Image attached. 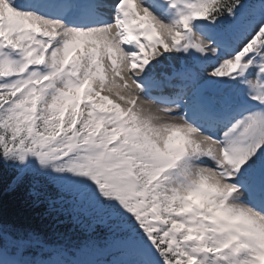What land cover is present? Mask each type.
<instances>
[{"label":"snow or ice","instance_id":"obj_1","mask_svg":"<svg viewBox=\"0 0 264 264\" xmlns=\"http://www.w3.org/2000/svg\"><path fill=\"white\" fill-rule=\"evenodd\" d=\"M0 264H264V0H0Z\"/></svg>","mask_w":264,"mask_h":264},{"label":"trees","instance_id":"obj_2","mask_svg":"<svg viewBox=\"0 0 264 264\" xmlns=\"http://www.w3.org/2000/svg\"><path fill=\"white\" fill-rule=\"evenodd\" d=\"M4 183L6 186L7 177H5ZM2 196H3L4 204L8 210L11 211L14 209L25 208L27 209L26 215H27L28 222H31L32 224L36 226L50 225L51 222L44 217L45 207L43 205L38 208L31 207V204H30L31 198L29 197L26 189L21 188L14 192H9L5 190ZM70 228H71V225L64 224V225L59 226L58 231L70 235L73 241L80 240L82 238L80 234L71 233L69 231Z\"/></svg>","mask_w":264,"mask_h":264}]
</instances>
